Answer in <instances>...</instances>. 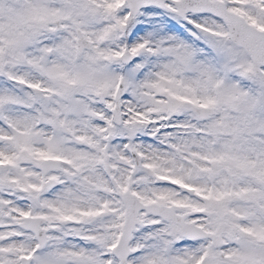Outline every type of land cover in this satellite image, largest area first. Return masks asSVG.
<instances>
[{
	"label": "snow or ice",
	"instance_id": "6c2138e0",
	"mask_svg": "<svg viewBox=\"0 0 264 264\" xmlns=\"http://www.w3.org/2000/svg\"><path fill=\"white\" fill-rule=\"evenodd\" d=\"M0 264H264V0H0Z\"/></svg>",
	"mask_w": 264,
	"mask_h": 264
}]
</instances>
